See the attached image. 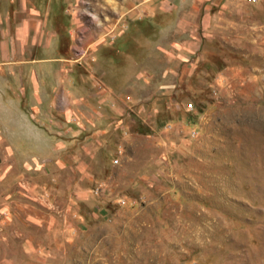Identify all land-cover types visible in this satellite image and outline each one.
<instances>
[{
  "label": "rangeland",
  "instance_id": "obj_1",
  "mask_svg": "<svg viewBox=\"0 0 264 264\" xmlns=\"http://www.w3.org/2000/svg\"><path fill=\"white\" fill-rule=\"evenodd\" d=\"M0 264H264V0H0Z\"/></svg>",
  "mask_w": 264,
  "mask_h": 264
}]
</instances>
